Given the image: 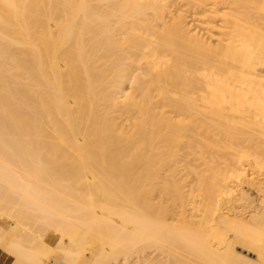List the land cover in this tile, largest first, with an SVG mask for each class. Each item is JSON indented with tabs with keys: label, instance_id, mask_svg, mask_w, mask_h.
Wrapping results in <instances>:
<instances>
[{
	"label": "bare ground",
	"instance_id": "bare-ground-1",
	"mask_svg": "<svg viewBox=\"0 0 264 264\" xmlns=\"http://www.w3.org/2000/svg\"><path fill=\"white\" fill-rule=\"evenodd\" d=\"M260 37L264 0H0L5 264H264Z\"/></svg>",
	"mask_w": 264,
	"mask_h": 264
},
{
	"label": "rangeland",
	"instance_id": "rangeland-1",
	"mask_svg": "<svg viewBox=\"0 0 264 264\" xmlns=\"http://www.w3.org/2000/svg\"><path fill=\"white\" fill-rule=\"evenodd\" d=\"M197 24H198V23H197ZM199 25H200V24H199ZM255 27H256V28H254V31H257V30H258V28H257L258 26L256 25ZM214 34H216V33L214 32ZM215 37H216V36L213 35L212 40H211L212 42H213V40H215ZM260 38H261V39L263 38V39H262V42H261V41H260V42H261L262 45L264 46V43H263V41H264V37H260ZM261 39H260V40H261ZM256 69H257V70H262L261 68H257V67H256ZM261 127H262L263 129H262ZM261 127H260L261 129L258 127V128H257L258 130H257V129H256V130L260 133L259 136H261L260 138H262V139H260V140H262V142H264V131H263V130H264V126H261ZM259 129H260V130H259ZM261 131H262V132H261ZM261 133H262V134H261ZM258 199H259V197L256 195L255 198H254V200H253V202H252V206H256V205L259 204ZM235 205H236V204H235ZM228 206H230V205H226V206H223V207H221V208H222V209H223V208H227ZM240 210H241V211H240ZM233 211H234V212H238V213H240V215H241L242 217H243L242 213L244 214V212H245L246 215L244 214V216H245V217L247 216V212H246L247 210L243 211L242 209H233ZM239 211H240V212H239ZM192 212H193V211H192ZM194 213H196V212H194ZM196 214H199V213H196ZM53 235L56 236V234H51L50 236H53ZM49 245H50V246L54 245V242H52V243L49 242ZM246 249H247V248L244 247L243 245H240V244L237 245V244H236V245L233 246V250H232L233 252H232V253L235 252V253H234L235 255L233 254L234 257L240 256V258H243V257H244V259H245V258H246V259L249 258L248 260H251V261L256 260V256L254 255L255 253H254L253 251L248 250V249H247V250H248V251H247ZM250 252H253V253H250ZM236 255H237V256H236ZM237 259H239V257H238Z\"/></svg>",
	"mask_w": 264,
	"mask_h": 264
},
{
	"label": "crops",
	"instance_id": "crops-1",
	"mask_svg": "<svg viewBox=\"0 0 264 264\" xmlns=\"http://www.w3.org/2000/svg\"><path fill=\"white\" fill-rule=\"evenodd\" d=\"M5 260L3 259V258H1V256H0V264H5Z\"/></svg>",
	"mask_w": 264,
	"mask_h": 264
}]
</instances>
